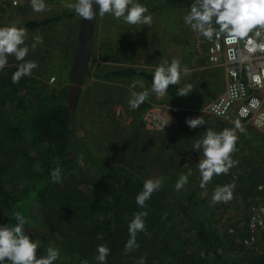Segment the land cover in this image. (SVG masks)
<instances>
[{"label": "rangeland", "instance_id": "1", "mask_svg": "<svg viewBox=\"0 0 264 264\" xmlns=\"http://www.w3.org/2000/svg\"><path fill=\"white\" fill-rule=\"evenodd\" d=\"M148 1L151 5H158L161 0ZM44 2L47 10L38 13L33 11L31 0H0V27L16 22L18 27L26 28L27 22H40L62 12H74L69 5L75 4L76 0ZM189 12L187 9H149L146 15L151 14L153 17L151 27L129 25L123 18L117 20L112 14L103 17L97 15L88 72L94 74L97 70L131 67L154 74L161 60L166 58L171 62L172 58L178 57L181 66L187 65L191 73L187 77L182 75L177 85H192L195 95L189 102L179 103L166 94L158 97L152 93L149 100L133 110L128 103L131 91L144 89L139 85L131 89L130 85L133 81H140L144 88L150 90V83L138 78L100 80L89 77L80 88L74 106L76 136L81 148H87V151L77 150L74 166L61 173V182H51L53 186H62L70 175L75 181L88 183V188L99 175L95 162L101 161L122 167L144 182L147 179L162 178V188L168 189L171 196L195 191L201 215L207 214L215 220L213 228L225 241L230 255L245 264L246 260L256 255L264 256V226L259 222L255 225L252 223L253 216L264 218V188L258 189L264 185V155L261 150L264 134L233 116L216 119L204 111L207 104L224 90V73L221 68L206 63L201 51L193 50V39L197 32L192 31L183 19ZM79 20L80 16L75 15L34 30L26 28L28 37L25 44L30 51L25 60L37 61L39 67L33 70L31 76L23 77L22 84L16 83L19 93H15L14 87L4 79L12 70H18L22 62L14 56L8 58V64L0 70V114L13 109L19 95L33 103H40L46 98L45 92L64 87L69 89V71ZM36 37H42L43 43L37 44L33 52L31 46ZM159 108L163 109L168 122L162 130L154 129L149 120V113ZM200 116H203L204 126L192 129L186 123L188 118ZM237 121L242 131L235 129ZM209 128L216 132L225 128L235 129L238 151L232 154V159L238 163L227 174L214 175L207 185L201 187L198 163L203 159V154L193 149V146ZM44 148H34L20 141L2 140L0 182L7 191L14 195L22 194L37 180L41 172L39 158ZM251 169H258V173L250 184L243 185L235 181H241L240 176L250 174ZM181 174L188 176V183L177 191L176 177ZM229 184L234 185L233 199L228 203L213 205L211 201L214 190ZM167 211L168 214L176 215L175 211ZM3 212L0 206V220ZM180 220L179 216L175 217L173 225L177 229H185L179 225ZM30 222L39 233L49 232L40 207H34ZM188 237V234L182 232L181 240H171L170 243L165 240V243L171 249H177L176 242ZM33 240H39L38 235H34ZM192 245V248L196 246ZM49 246L54 247L51 241H41L44 254ZM135 256V252H129L122 254L120 259L122 263L137 264ZM54 264L72 263L59 257ZM205 264H211V261L206 258Z\"/></svg>", "mask_w": 264, "mask_h": 264}, {"label": "trees", "instance_id": "2", "mask_svg": "<svg viewBox=\"0 0 264 264\" xmlns=\"http://www.w3.org/2000/svg\"><path fill=\"white\" fill-rule=\"evenodd\" d=\"M136 2L152 11L164 8L190 10L193 0H161L158 5H151L148 0ZM75 15V12H62L40 22H27L25 27L34 30ZM15 71L12 70L4 81L14 87L15 93H19L17 84L12 82ZM91 76L100 80L138 78L152 85L154 74L123 67L109 71L97 70L94 74L87 71L85 80ZM23 82L22 78L19 83ZM178 88V85H170L166 93L175 102H189L195 95V92H191L186 97L178 96ZM45 96L40 103H33L19 95L15 107L0 114V144L2 140L9 139L34 148L45 146L39 158L41 172L22 194L14 195L0 182V206L4 211L0 226L17 223L14 217L19 212L26 218V235L31 239L38 235L42 242L51 241L54 247L60 249V257L72 264H80L85 259L88 264H98L95 259L97 247L105 242L111 250L107 264H133L122 263L120 256L124 254L125 244L130 238L128 225L133 214L146 210L147 231L137 234L139 247L131 251L136 253L137 262L146 256V264H205L206 258L211 264H243L230 255L225 241L213 228L215 220L207 214L201 215L195 191L171 196L168 189L161 188L152 194L146 202L147 209H144L136 203V196L142 191L144 181L122 167L101 161L95 162L99 175L88 188V183L75 181L70 175L66 184L53 186L51 171L55 167L54 161L59 158L63 173L76 163V151H87V148H81L76 136V108L69 106L68 88L45 92ZM261 150L264 155V144ZM251 171L248 175L240 176L241 181H235L243 185L250 184L258 169ZM35 206L40 207L49 232L39 233L31 224ZM168 209L175 211L176 215L168 214ZM165 214L167 216L164 217ZM177 216L181 219L179 225L185 229L180 230L173 225ZM182 232L189 237L176 242L177 249L168 247L167 243L171 240H181ZM98 234L103 239L98 238ZM192 244L196 246L192 248ZM42 254L41 248L38 249V257ZM246 261L245 264H264V256L256 255ZM5 264L9 262L5 261Z\"/></svg>", "mask_w": 264, "mask_h": 264}, {"label": "clouds", "instance_id": "3", "mask_svg": "<svg viewBox=\"0 0 264 264\" xmlns=\"http://www.w3.org/2000/svg\"><path fill=\"white\" fill-rule=\"evenodd\" d=\"M98 5V16L112 14L117 20H123L129 25H147L153 23V17L149 9L136 2V0H76V3L69 5L74 12L86 19L92 21L97 13L93 5ZM31 7L35 12L47 10L44 0H31ZM185 24L189 25L191 30L199 33L208 40L213 36H219L225 33L229 40L245 39L254 49L264 52V0H193L190 5V12L184 16ZM213 24L218 25L214 28ZM254 33L253 36L250 34ZM28 37L26 28L18 27L14 22L10 26L0 27V70H3L8 64V58L14 56L17 61H21L18 70L12 75V82L19 83L25 76H31L34 69L39 67L37 61L25 60L29 54V47L25 41ZM43 43L42 37H36L31 46V51L35 52L37 44ZM191 69L184 65L181 66V60L178 57L161 60L154 71L151 89L144 88L140 81H133L131 89H136L139 85L142 91H131L128 101L130 109H138L143 103L149 100L152 93L156 96H164L170 85L180 83L182 75H190ZM192 92V85L188 84L178 88L177 95L186 97ZM188 126L192 129L198 126H204L203 116L198 118H188ZM235 129H241L240 123H235ZM235 129L225 128L221 132H216L211 128L207 129L203 138L197 140L193 149L202 152L203 159L198 163L201 175V187L207 185L214 175L227 174L229 170L238 163L232 159V154L238 151L236 145L238 137ZM243 129H241L242 131ZM82 159V157H81ZM55 167L51 171L53 183H59L62 180V169L59 158L54 161ZM188 183V176L181 174L175 184L177 191L181 190ZM163 186L162 178L147 179L143 184V189L136 196V203L141 208L147 209V201L152 194L159 191ZM264 188V186H259ZM233 184L218 186L212 196V204L223 202L228 203L233 199ZM148 212H136L128 225L129 239L125 244L124 254L133 251L139 247L137 243V234L146 232L145 218ZM17 223L14 225L0 226V264H54L60 257V249L49 246L45 250L46 254L38 257V249L41 248V241L33 240L25 234L24 225L26 218L19 212L15 214ZM259 222L264 226V218L252 217V223ZM67 223V222H65ZM98 238L103 239L101 234ZM110 248L107 243L97 247L98 255L95 259L98 264H107V257L110 254ZM78 258V257H77ZM80 264H88V261L82 260ZM137 264H146V256L141 257Z\"/></svg>", "mask_w": 264, "mask_h": 264}, {"label": "built area", "instance_id": "4", "mask_svg": "<svg viewBox=\"0 0 264 264\" xmlns=\"http://www.w3.org/2000/svg\"><path fill=\"white\" fill-rule=\"evenodd\" d=\"M193 50L201 51L206 63L224 73V90L204 111L216 119L233 116L264 134V52L254 49L245 39L229 40L225 33L214 35L212 40L196 33ZM163 113L162 108L149 113L156 130L168 125Z\"/></svg>", "mask_w": 264, "mask_h": 264}, {"label": "water", "instance_id": "5", "mask_svg": "<svg viewBox=\"0 0 264 264\" xmlns=\"http://www.w3.org/2000/svg\"><path fill=\"white\" fill-rule=\"evenodd\" d=\"M98 15V5H93ZM96 17L88 21L80 17L76 37V45L72 58L71 68L69 71L70 87L68 89L69 106L73 108L77 101L80 88L82 87L88 70V64L92 53V40Z\"/></svg>", "mask_w": 264, "mask_h": 264}]
</instances>
